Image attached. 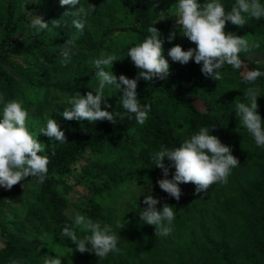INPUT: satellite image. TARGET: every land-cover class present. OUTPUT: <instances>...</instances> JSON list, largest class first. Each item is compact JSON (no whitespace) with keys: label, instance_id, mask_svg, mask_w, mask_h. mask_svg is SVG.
I'll return each mask as SVG.
<instances>
[{"label":"trees","instance_id":"1","mask_svg":"<svg viewBox=\"0 0 264 264\" xmlns=\"http://www.w3.org/2000/svg\"><path fill=\"white\" fill-rule=\"evenodd\" d=\"M27 1L0 0V119L10 101L20 102L29 114L47 115L59 107L67 139L44 144L42 154L50 159L44 183L28 177L10 190L0 187V264H44L57 255L62 264H264V147L256 145L235 113L236 103H250L245 93L253 88L264 126V76L251 84L243 81L247 71L264 72V61L250 58L253 52L264 54V17L257 20L242 13L247 20L243 28L227 22L225 31L245 35L250 50L240 53L241 69L225 64L219 70L222 78L215 81L202 74V64L191 60L181 65L168 56L166 49L174 45L184 50L196 46L180 36L176 20H169L175 5L167 0H80V5L63 7L59 0H37L31 13L22 12ZM197 2L203 5L209 0ZM219 2L227 13L237 0ZM91 4L95 10L88 12ZM79 6L88 12L83 31L72 24L80 17L64 14ZM34 11L51 30L31 28ZM52 20H59L60 26L54 28ZM150 26L160 32L170 74L163 80L138 81L140 104L151 106L145 123H137L135 114L120 102L123 93L107 83L103 89L111 105L107 110L123 119L116 116V124L65 120L63 111L71 108V97L99 89L94 61L101 55L117 56L112 68L117 77H136L138 69L128 51L150 35ZM25 30L28 34L21 36ZM173 31L175 38L169 42ZM68 39L73 43L65 66L62 52ZM105 70L111 71V66ZM202 127H214L211 134L231 146L240 164L232 169L227 184L215 183L205 193L197 194L191 183L181 184L183 194L177 201L160 189L162 170L155 167L152 156L162 146L179 147ZM82 160L75 183L85 186L86 195L67 216L74 196L67 179ZM174 171L170 169L169 179ZM146 189L160 199L158 209L164 203L173 206V231L167 237H155V226L140 221L147 205L145 195L135 191ZM17 200L21 216L10 209ZM7 209L11 214L6 215ZM77 214L102 227L109 225L120 235L121 251L104 259L77 251L76 244L62 235L64 227L78 239L91 235L75 224Z\"/></svg>","mask_w":264,"mask_h":264},{"label":"clouds","instance_id":"2","mask_svg":"<svg viewBox=\"0 0 264 264\" xmlns=\"http://www.w3.org/2000/svg\"><path fill=\"white\" fill-rule=\"evenodd\" d=\"M60 5H80V0H59ZM95 6L91 4L88 12L94 11ZM84 7L79 6L76 11L66 12L80 17L73 19V26L80 31L85 27L84 17L88 14ZM244 14H250L257 20L264 17V4L260 0H237L231 11L225 12L224 6L219 0L201 5L197 0H178V15L176 24L180 25V32L195 48L184 50L177 44L168 50V56L173 62L186 65L194 60L200 65L202 74L218 81L222 78L220 69L225 64L233 69H241L243 61L241 52L250 50L249 41L246 36L236 35L234 32H226L227 22L243 28L247 23ZM59 20H52L54 28L60 26ZM31 28L37 31L51 30L49 22L42 16L33 15ZM150 35L145 40L133 46L128 51L131 62L138 69L135 78H128L124 74L119 77L112 71L114 62L118 61L113 54L101 55L94 61L97 69L96 76L100 79L99 89L96 93L88 91L86 95L77 93L71 97L68 103L70 109L63 111V118L67 121H109L116 124V116L107 110L111 107L104 98L103 89L105 84L114 85L122 92L121 103L127 112L135 114L137 123L144 124L151 110L150 105H141L138 100V81H154V78L165 79L170 74L168 59L163 55V41L159 39L160 32L150 26L147 30ZM176 33L173 31L168 36L171 42ZM72 40L64 43L62 63L66 66L70 62ZM259 45H252L258 47ZM111 66V71L105 69ZM264 76L260 70H250L244 73L243 81L254 83L257 78ZM250 103H236L235 113L242 120L244 127L254 137L259 147H264V126L262 118L258 113L257 93L249 88L245 93ZM102 104L105 106L102 108ZM2 120H0V187L10 190L13 186L20 184L28 177L37 178L38 183H44L50 159L44 152L43 143L39 142L37 136L30 133L26 127L29 111L24 109L20 102H7L3 108ZM120 116V119H123ZM131 119V117H129ZM214 127H202L198 133L185 140L179 147L169 149L161 148L155 152L152 159L155 167L162 170L163 178L157 181L161 190L169 197L179 201L182 196L181 184L195 185L197 194L205 193L215 183L227 184L232 169L239 166V159L232 154V148L221 142L220 138L211 134ZM45 136L55 139L61 143L66 142L65 132L61 130L56 119H48L46 126L40 129ZM40 153V154H38ZM54 155V154H53ZM166 161L168 163H166ZM175 171L169 179L170 169ZM143 203L147 207L140 213V221L155 226V237H167L173 231L172 223L175 219L173 206L164 203L161 209L157 208L159 198H154L151 193L145 195ZM75 224L91 235L78 239L77 235L69 227H64L62 235L70 238L76 244V250L80 253L93 252L99 259L107 258L109 253H119L121 249L117 246L120 235L113 232L112 228L105 224L103 227L99 222L84 215L77 214ZM123 227L122 225H118ZM12 264H19L12 261ZM44 264H62L60 256L48 257Z\"/></svg>","mask_w":264,"mask_h":264},{"label":"rangeland","instance_id":"3","mask_svg":"<svg viewBox=\"0 0 264 264\" xmlns=\"http://www.w3.org/2000/svg\"><path fill=\"white\" fill-rule=\"evenodd\" d=\"M167 2L169 3H173L175 5V7L172 9V11L170 12L168 18L169 20H177V15H178V0H167ZM209 2H211V0H209ZM37 4V0H28L27 3L22 7V12H27V13H31V11L34 9V7ZM45 13L46 10L42 9ZM33 15H38L37 12H33ZM28 34V30H25L22 32L21 36H26ZM180 36L181 32H179ZM183 37V36H182ZM164 44L167 46V43L164 42ZM167 48V47H166ZM167 51L169 50L168 48L166 49ZM250 58L252 60L255 61H264V54H260L258 52H253L252 54H250ZM59 107H55L54 112H49V114L47 115H39V114H29L28 119L26 120V127L29 129L30 127L33 128V130L31 131L32 134L37 136V139L39 142L43 143V146L46 142H48L51 138L45 136L43 133L40 132V129L46 126V121L48 119H56L58 124L60 125L61 129H62V124L63 121L61 119V117H59L58 115L61 114L62 112H60L61 110ZM3 118V117H2ZM2 118L0 120H2ZM40 154V153H38ZM41 155H43L41 153ZM85 160L79 161L75 164L74 169L71 173V175L68 177L67 179V184L72 186V191L71 194H73V199L71 200L70 206L68 208V210L66 211V215L70 216L71 214H73L76 209L79 207L80 205V196H84L86 195V188L83 184L81 185H77L75 183L76 178H77V174L80 171V167L81 165L84 163ZM75 191L77 192V194L75 193ZM147 193H149V190H141L139 191H135V194H137L138 196L140 195H146ZM21 203L17 200L14 203L11 204V208L15 211V213L17 214V216H21ZM10 209L5 210L6 211V215L7 214H11L10 213ZM1 245V244H0Z\"/></svg>","mask_w":264,"mask_h":264}]
</instances>
